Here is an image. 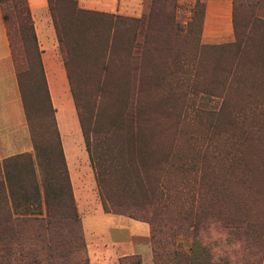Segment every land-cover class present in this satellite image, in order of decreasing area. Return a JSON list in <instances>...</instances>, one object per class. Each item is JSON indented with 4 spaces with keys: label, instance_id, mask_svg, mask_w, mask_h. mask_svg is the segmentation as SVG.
Listing matches in <instances>:
<instances>
[{
    "label": "rangeland",
    "instance_id": "obj_1",
    "mask_svg": "<svg viewBox=\"0 0 264 264\" xmlns=\"http://www.w3.org/2000/svg\"><path fill=\"white\" fill-rule=\"evenodd\" d=\"M97 1L105 0H75L77 7L84 5L90 11L137 19L136 46L131 53L138 56L142 52L139 46L143 41L149 9L158 10L160 17L157 23L163 25L160 32L154 34L158 51L150 49L151 62L144 67L156 73L157 77L162 74V80L156 82L159 95L162 88L168 89L164 77L170 74L172 94L169 92L165 98L166 114H162L161 99L155 89L149 95L139 96L137 102L132 82L127 85L121 80L110 79L106 83V92L102 94L97 85L98 74L102 70L112 76H121L132 67H141L125 61L131 37L126 30L118 33L108 62L102 64L95 49L84 55L76 53L73 69L82 108L94 122L92 152L101 158L102 165L117 162V135L120 131L121 134H129L131 141L138 139L137 144L133 143L134 153L145 168L146 179L152 181L159 175V179L162 178L161 181L169 187L166 215L184 226L175 230L174 241L165 238L167 233L157 235L154 248L163 258V264H190L193 240L197 242L198 251L196 262L191 264H236L233 246L229 245L234 241L232 234L227 233L214 241L202 233L197 239L190 227L192 222H188L194 214L208 212L209 203L215 201L212 211L216 213L219 224L235 223L242 213H246L247 219L255 225L247 235L257 230L255 232L264 243V52L258 55L252 52L261 50L263 36L254 34L249 38L248 53L235 68L231 50L221 52L199 47L233 43V15L240 33L254 19L264 21V0H198L203 5L200 28L197 23L187 27L196 0H111L110 7L96 6ZM171 10L173 23L165 27L167 21L164 17ZM11 37L15 57L13 71L14 75L18 72L28 118L31 150L26 154L32 160L35 177L40 184L41 172L33 146L38 150L42 172L52 179L50 164L55 160L54 135L48 118L44 116L36 75L24 71L23 60L18 56L20 45L13 32ZM51 40L52 55L58 66L62 65L57 41L55 38ZM194 76L198 79L192 87ZM129 130L131 133H123ZM160 151L167 152L162 163L159 162ZM111 157L115 160H110ZM125 163L128 162L125 160ZM159 165L161 174L156 171ZM84 168L85 171L73 174L71 180L74 185L82 184L74 188L72 197L88 264L87 246L92 252V247L104 244L109 230L112 236L125 233L134 236L130 242L148 247L150 255L146 264H153L148 226L123 216L104 215L89 163ZM109 178L110 182L117 179L116 176ZM196 189L200 194L197 205L191 203ZM39 193L40 205L31 204L26 213L38 214L41 211V215L44 214L41 189ZM121 248L123 252L125 246ZM174 250L177 251L176 257L172 253ZM127 257L123 264L134 261L142 264L141 256Z\"/></svg>",
    "mask_w": 264,
    "mask_h": 264
},
{
    "label": "trees",
    "instance_id": "obj_2",
    "mask_svg": "<svg viewBox=\"0 0 264 264\" xmlns=\"http://www.w3.org/2000/svg\"><path fill=\"white\" fill-rule=\"evenodd\" d=\"M8 2V3H7ZM50 16L54 36L58 44L61 60L65 72L69 93L77 117L80 133L82 135L89 166L93 172L95 185L97 188L100 206L105 214L119 215L131 220L144 223L148 226L149 242L153 254V264H163V258L154 248V243L158 234L167 233L165 238L175 240L176 231L184 225L180 221H173L167 217V207L169 198V187L156 175L155 180L146 179V171L141 160H137L134 153L133 143L138 142L137 138L118 133V150L115 154L117 162L102 165V160L91 149V135L95 133L92 128L91 115L83 110L82 99L76 84L73 62L76 53L86 54L95 49L100 55L102 64L108 62L112 54V49L117 41L118 33L122 30L130 32V39L127 43L128 55L125 61L141 65L139 69L132 67L120 76L111 75L108 71L102 70L98 74L97 85L102 94L106 92V83L109 80H121L122 83L132 82L135 87V96L138 97L153 92L161 99L162 114L167 113L166 99L172 94L169 89L170 80L167 79L168 89L162 88L160 95L157 92L158 84L162 77L144 67L151 62L150 49L158 51L157 38L154 34L160 32L163 25L159 26L157 21L160 14L150 7L142 44L140 56L131 53L135 47L134 37L138 20L129 17H121L108 13L83 10L77 7L75 0H45ZM0 13L3 21L5 34L11 54L12 62H15L13 52V41L11 33L16 36L20 45L19 57L24 63V71L36 75L38 81V92L42 98L43 108L50 128L54 135L55 160L50 164L52 170L51 177L42 172V165L38 156V150L33 146L37 167L40 168L41 182H37L32 160L28 154L22 153L0 160V264H88L82 231L76 217L75 206L71 193V187L67 175L66 165L63 158L58 131L54 120V111L51 106L45 77L40 60V53L36 43V38L30 18L26 0H0ZM203 5L196 0L192 16L187 27L197 23L201 26ZM173 10L164 17L165 27L173 23ZM234 42L223 46H201L200 49L214 51H232L233 67H237L242 58L248 53V40L254 34L263 36L260 51H252L255 55L263 54L264 47V21L254 19L247 26L243 27V33L238 32V27L232 18ZM264 57V54H263ZM15 64V63H14ZM15 71L17 67L15 65ZM228 73V71H227ZM20 101L28 127V118L25 110V98L21 90L18 79V72L15 73ZM195 76L191 86L196 85ZM100 94V91H98ZM183 96V94H181ZM98 95L97 98H99ZM138 108V105H137ZM123 133H131L123 132ZM159 162H163L167 152L160 151ZM111 157L110 160H115ZM125 160L128 163H125ZM158 173H162L161 165L158 166ZM116 180L110 182L109 177ZM161 176V175H160ZM40 189L42 193V204L44 214L26 213L27 208L32 205H40ZM139 194V196L137 195ZM191 203L197 205L200 200L198 189L191 197ZM194 198V199H193ZM215 201L209 203V211L202 215L194 214L188 224L194 238L198 234L208 236L209 239L217 241L219 237L232 234L234 241L229 242L233 246V256L237 259L236 264H261L264 254V243L257 230L250 236L249 230H254V222L247 219L246 213L240 215L238 221L219 224L216 213L212 210ZM178 219V218H177ZM189 220V219H188ZM183 221L187 222L186 219ZM176 222V223H175ZM233 226V227H232ZM232 232V233H231ZM250 239V240H249ZM197 242L192 241L189 253L190 264L197 260ZM157 244V243H155ZM174 257L177 251L172 252ZM129 257H121L118 264ZM132 264H137L134 261Z\"/></svg>",
    "mask_w": 264,
    "mask_h": 264
},
{
    "label": "crops",
    "instance_id": "obj_3",
    "mask_svg": "<svg viewBox=\"0 0 264 264\" xmlns=\"http://www.w3.org/2000/svg\"><path fill=\"white\" fill-rule=\"evenodd\" d=\"M109 1H97V5H107ZM36 42L40 52V60L45 77L47 91L54 111V120L58 131L59 142L65 161L72 194L75 187L82 184L71 180L73 174L85 171L88 158L80 133L77 117L69 93L63 65L55 61L49 44L55 38L45 0H26ZM80 5V4H79ZM78 8L87 10V6ZM42 45V47H41ZM43 50V51H41ZM62 63V62H61ZM31 144L28 139L27 125L19 98V92L13 71L11 54L0 13V160L22 153H29ZM85 165V166H84ZM82 167V168H81ZM107 215L108 214H104ZM122 230L121 228H119ZM107 241L92 247L87 253L90 264H118L121 257L141 256L142 264L147 263L150 255L145 245L133 244L130 234L110 235ZM121 246H125L122 252ZM261 264H264V254Z\"/></svg>",
    "mask_w": 264,
    "mask_h": 264
}]
</instances>
